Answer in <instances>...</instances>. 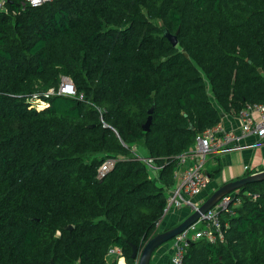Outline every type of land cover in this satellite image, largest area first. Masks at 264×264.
<instances>
[{"label": "trees", "instance_id": "16d2710c", "mask_svg": "<svg viewBox=\"0 0 264 264\" xmlns=\"http://www.w3.org/2000/svg\"><path fill=\"white\" fill-rule=\"evenodd\" d=\"M65 77L75 95L59 93ZM249 103H264V0L8 1L0 264H117L107 257L112 246L135 264L133 245L140 251L177 225L158 226L178 156L221 122L220 108L238 114ZM136 146L154 159L156 177ZM218 156L207 165L211 178ZM239 190L224 238L189 240L183 264H264V180Z\"/></svg>", "mask_w": 264, "mask_h": 264}, {"label": "built area", "instance_id": "2783aa9c", "mask_svg": "<svg viewBox=\"0 0 264 264\" xmlns=\"http://www.w3.org/2000/svg\"><path fill=\"white\" fill-rule=\"evenodd\" d=\"M10 0H0V13L7 10V2ZM51 0H24V5L39 6ZM49 93H54L51 89ZM59 93L75 95L76 88L73 81L65 77L59 88ZM38 107H43L46 102L35 99ZM240 120L239 131L229 130L220 122L207 128L198 134L194 146L178 156L179 166L175 177L177 184L171 189L168 204L165 209L167 213L171 208L187 206L191 211L198 210L203 202H197L195 197L199 195L210 183L211 177L206 167L212 156L220 155L235 142L247 135H257L264 139V103L247 104L238 114ZM135 152L147 163L152 172L158 168L155 161L150 156H145L138 151ZM115 164V160L107 159L99 168L100 176H104ZM245 192L244 194H246ZM241 191L234 190L223 194L216 204L201 217L191 224L184 231L175 236L172 241V263L183 264L185 247L189 240L205 237L212 242L224 238V229L228 224L225 215L235 214L236 209L242 204ZM199 223L203 226L200 227ZM161 222L159 223L160 227ZM109 262L115 261L117 264H129L123 249L120 246H112L107 255ZM135 264H138L136 260Z\"/></svg>", "mask_w": 264, "mask_h": 264}, {"label": "crops", "instance_id": "0c3cea01", "mask_svg": "<svg viewBox=\"0 0 264 264\" xmlns=\"http://www.w3.org/2000/svg\"><path fill=\"white\" fill-rule=\"evenodd\" d=\"M220 110L222 115L221 123L224 127L229 130L239 131L240 120L237 114L227 112L221 108ZM141 152V154L146 156V150H141ZM218 158L221 160V169L211 178L209 186L195 197L197 202H204L220 186L231 180L246 176L249 171H251L252 174L263 171L264 139H260L254 134L244 136L235 142L234 145H231L222 152ZM214 159V157H211L208 163L214 165ZM206 169L208 168L206 167ZM154 177H156V174ZM189 214H191L190 207L183 206L180 208H171V210L165 213L159 228L162 230L169 226H174L182 222ZM172 253V245L168 243L163 244L156 250L152 257L151 264H173Z\"/></svg>", "mask_w": 264, "mask_h": 264}, {"label": "water", "instance_id": "95a60500", "mask_svg": "<svg viewBox=\"0 0 264 264\" xmlns=\"http://www.w3.org/2000/svg\"><path fill=\"white\" fill-rule=\"evenodd\" d=\"M166 35L169 38V40L173 43V45H177L178 43L177 35L172 34L170 32H166ZM149 112L150 114H152L153 108H151ZM150 123H151V115L149 116L148 121L144 125L145 129H149ZM261 180H264V170L260 172H256L254 174H248L244 177L226 182L225 184L220 186L217 190H215L211 194V196L201 204L198 210L191 212V214H189L182 222H180L179 224H177L176 226L170 229L160 231L157 234L153 235L151 238H149L146 241L145 245L143 246L142 250L139 251L138 246L133 245L132 258L136 259L138 261V264H151L152 257L159 247L172 240L175 236H177L179 233H181L186 228H188L191 224L196 222L201 217L202 213H205L211 207H213L223 194L241 189L243 186L247 185L248 183L261 181ZM68 228L71 229L72 226L69 225ZM51 263L57 264L53 260L51 261Z\"/></svg>", "mask_w": 264, "mask_h": 264}, {"label": "rangeland", "instance_id": "374dc122", "mask_svg": "<svg viewBox=\"0 0 264 264\" xmlns=\"http://www.w3.org/2000/svg\"><path fill=\"white\" fill-rule=\"evenodd\" d=\"M209 88H210V85H209ZM136 151H138L139 153H142L141 152V150H144L145 151V149L142 147V146H136ZM152 174V176L154 177L155 176V173L154 172H152L151 173ZM201 225V223H199V226ZM168 244H171L172 245V241L170 240L169 242H167Z\"/></svg>", "mask_w": 264, "mask_h": 264}]
</instances>
